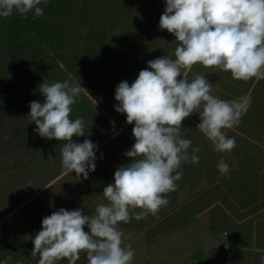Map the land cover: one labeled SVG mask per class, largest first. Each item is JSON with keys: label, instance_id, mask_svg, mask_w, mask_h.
<instances>
[{"label": "rangeland", "instance_id": "1", "mask_svg": "<svg viewBox=\"0 0 264 264\" xmlns=\"http://www.w3.org/2000/svg\"><path fill=\"white\" fill-rule=\"evenodd\" d=\"M119 1L125 4L129 0ZM164 8V0H134L124 8L123 19H126V25L137 15L131 27L122 26L120 30L126 29L132 41L129 45L135 46L138 74L147 67L148 60L174 55L175 36L159 28ZM81 27H84L81 30V35L84 36L88 28L86 25ZM110 44H114L112 40ZM84 51L85 46L80 41L74 49L63 53L71 57L58 59L55 64H52L50 59L38 60L30 56L17 60L14 51L9 49L5 36L0 32V259L11 256L10 264H38L39 257L31 256L34 248L32 239L41 230L42 219L60 208L69 210L81 208L83 214L94 212L98 204L107 203L102 194L103 188L113 182L116 167L130 162L124 153L135 143L132 134L134 125L128 124L126 119L122 121L123 114L114 110V105L118 103L114 99L115 88L118 85L111 87L105 82L100 90L83 87L88 92L80 94V100L84 101L86 108L96 113L98 111V114H103L107 119L101 125L90 124L79 109L73 108L71 113L72 119L83 117L85 122V136L73 137V141L82 143L85 139H91L99 146L96 153L98 157L96 170L89 173L88 179L82 176L77 179L75 172L68 173L63 170L61 158L63 141L42 138L33 131L36 125L29 116V104L32 101L43 103L44 97L39 88L43 79L53 76L50 77L51 80L48 79L49 83L68 79L81 83L73 71L67 69L71 66L73 70L75 65L77 71L84 69L83 66H79L78 60H74L82 58L72 57L83 55ZM100 61L95 66L97 70L105 69L110 62L107 59L105 61L102 59L104 62ZM115 64L111 66L109 63V69L115 67ZM197 73L206 75L214 86L212 95L223 100L249 96L252 103L238 125L231 129H223L228 137L236 139V146L230 152H216L211 142L196 129L200 122L198 113L185 118L181 125L182 130L185 129L183 134L185 138L193 141V147L201 149L197 154L200 158L199 163L182 164L183 177L177 181L176 191L165 194L167 199L172 198L167 207H162L156 215L150 214L138 222L132 219L127 224L118 225L124 233L125 245L131 244L134 247L137 230H141V234L155 236L157 239L147 240L145 243L155 244L156 257L162 249L163 255H159V260L163 264H167L166 258L170 256L172 247L180 245L171 253L172 256H176L179 251V255L182 253H186V256L195 255L196 260H199L201 250L208 246L215 248L212 236L220 244L226 240L222 235L219 239L217 236L225 230V226L230 225L215 219L217 208L214 205L195 221H189L193 213L190 211L192 208L219 198L222 202L225 199L230 201V198L237 200L238 226L235 230L237 248L249 243L253 249L262 246L260 251H264L261 237L256 236L252 226L246 222L253 218L250 216L251 220H246L248 215L244 214L250 213L246 211H252L254 203L264 199V79L254 77L246 81L234 80L230 72L204 68L199 64L192 67L189 76ZM137 76L130 78L133 77L134 81ZM94 116L96 115L92 113V117ZM101 153L103 158H100ZM221 158L230 166L228 174H221L217 169ZM1 181H6L7 185H2ZM188 186L195 194L194 202L189 205ZM181 189L185 191H178ZM172 201L176 207L165 217L163 223L157 224L156 216L165 214L167 208L173 206ZM181 201L186 207L179 213L175 212L180 208ZM135 211L138 212L140 209ZM151 220H154L153 223H148L147 227L146 223ZM180 220L186 224L185 228L179 226ZM135 222L137 225H134ZM205 223V227H208L206 230L201 227ZM173 225L179 227L169 234L167 229ZM230 230H233V225ZM182 245H185V248H182ZM134 249L136 255L133 264L137 257V248ZM186 256L185 260L188 261ZM247 260L248 264H260L259 259L251 258L249 255ZM66 262L68 263V260ZM57 264H63V261L60 260ZM77 264H88L86 253L81 252ZM152 264H156L155 258L152 259Z\"/></svg>", "mask_w": 264, "mask_h": 264}, {"label": "clouds", "instance_id": "2", "mask_svg": "<svg viewBox=\"0 0 264 264\" xmlns=\"http://www.w3.org/2000/svg\"><path fill=\"white\" fill-rule=\"evenodd\" d=\"M42 2L48 0H0V18L14 13L41 17ZM164 3L159 28L175 36L174 55L148 60L131 84L125 80L115 88L118 103L114 110L126 114V122L134 125L135 143L124 153L130 162L116 167L113 182L103 188L107 203L98 204L94 212L60 208L42 219L41 230L32 239L31 256L39 257L38 264H57L65 258L68 264H77L81 252L86 253L88 264H133L135 249L123 243L118 225L156 215L167 207L165 194L176 191L183 177L182 164L199 163L201 149L193 147L181 127L193 113L200 119L196 129L216 152H230L236 146L235 137H228L223 129L241 122L251 97L223 100L211 94L214 86L206 75L189 76V72L199 64L230 72L234 80L264 79V0ZM39 88L43 103L29 104V116L36 125L33 131L42 138L63 141V170L75 172L77 179H88L96 170L99 146L91 139L73 141V137L85 136V122L83 117L71 118L72 106L88 91L80 82L49 83L47 77ZM217 169L228 174L230 166L221 158ZM11 259H0V264H9Z\"/></svg>", "mask_w": 264, "mask_h": 264}, {"label": "trees", "instance_id": "3", "mask_svg": "<svg viewBox=\"0 0 264 264\" xmlns=\"http://www.w3.org/2000/svg\"><path fill=\"white\" fill-rule=\"evenodd\" d=\"M133 2L129 0L124 4L119 0H48L47 4L42 2L40 5L44 9L41 17L34 18L31 13L24 17L14 13L8 18H0V32L5 36L9 49L14 51L17 60L30 56L38 60L50 59L52 64L58 59L71 57L63 53L74 49L82 41L85 46L83 55L72 57L82 58L74 60H78L77 63L84 69L77 71V65L73 70L71 66L67 69L73 71L82 87L100 90L105 82L114 87L125 80L131 84L133 77L130 76L138 74L137 51L135 46L129 45L132 41L124 28L131 27L137 15L127 25L123 17L124 8ZM83 25L88 28L84 36L81 35ZM122 26L124 28L120 30ZM111 40L113 45L110 44ZM102 59L109 60L111 66L116 63L115 67L109 69L108 63L106 70H97L95 66L100 60L104 62ZM50 77L53 76H49V80ZM72 107L79 109L84 118L94 126L107 120L98 111L96 113L86 108L84 101L80 99ZM92 113L96 116L92 117ZM125 119L126 114H123L122 121ZM85 231H88L86 226ZM62 261L63 264H68L66 258Z\"/></svg>", "mask_w": 264, "mask_h": 264}, {"label": "crops", "instance_id": "4", "mask_svg": "<svg viewBox=\"0 0 264 264\" xmlns=\"http://www.w3.org/2000/svg\"><path fill=\"white\" fill-rule=\"evenodd\" d=\"M1 183L2 185H7L6 181H1ZM188 188H190V190L188 192L189 194H188L187 205L194 202L195 200L194 199L195 194H193L194 190L191 189V187L189 186ZM178 191L184 192L185 189L184 190L181 189ZM169 200H172V198H170ZM221 200L222 199L220 198L219 200L215 199L206 204H203L200 207L192 208L190 211H193V213L189 221H195L201 214L210 210L214 205L215 208H217V212L214 214L215 219L217 218L218 221H222L227 224L229 223L230 225L229 227L225 226L224 228L225 230L221 231V234L217 236V239H219L222 235L226 237V240L224 242H221L220 244L219 242H216V240L214 239V236H212L211 238L214 241L215 248H211L210 246H208V248L205 247L203 251L201 250V256L199 260H196L195 255L186 256L187 255L186 253H182L179 255V251L176 256L174 255L172 256L171 253L175 252V250L179 248L180 245L176 247H172L169 252L170 256L168 255V257L166 258L168 261L167 264H248V260H247L248 255L251 256V258L260 260V257L264 255V251H260L261 250L260 248H262V246H260L259 249L258 248L253 249V246L247 243V245H243V246H240L241 248H237L236 240L238 239L236 238V232H235L238 226V219H237L238 217L236 214L237 212L236 208L238 207L237 200L235 198L233 199L230 198V201L225 199L223 200L225 203L222 202ZM171 205H173V201ZM175 207L176 205L169 206L165 214L156 216L155 222L157 224L163 223L166 220L165 217L170 215ZM184 207H186V205L185 203L182 204V201H181L180 208L177 209L175 212L178 211L179 213L181 209H183ZM227 208H229V210H227ZM252 208H253L252 211H246L250 213H244L248 215L246 220H251L249 219L251 217L253 218L251 221H246V222L248 225L252 226V229L254 230V234L258 237H261L262 239L261 245H262V243L264 242V199L254 203ZM232 209L234 210L232 211ZM153 221L154 220L147 222L146 226L149 227V224L153 223ZM178 223H180L179 226L181 228L186 227V224L182 222L181 220L178 221ZM134 225H137L136 222ZM205 225L206 223L203 224L201 227L202 229L205 228L206 230L208 227H205ZM232 225H233V230H230V228H232ZM179 226L173 225L172 227L168 228L167 229L169 231L168 233L172 234L174 230H177ZM135 228L137 229V227ZM161 233H165V232H161ZM148 236L149 235L141 234V230H137L134 236L135 241H134L133 246L137 248V257L135 259V264L137 263L138 264H152L153 258H155L156 264H163L161 263L162 261L159 260V255H163L162 249H160V254L158 255V257H156L157 253L155 251V244L153 242L149 244L145 243L147 240L157 239V238L155 236L154 237H151V236L148 237ZM184 243L186 245V241H184ZM258 244L260 245L259 242ZM185 245H182L181 247L185 248ZM159 247L161 248V246ZM185 256H186V259H188V261L185 260Z\"/></svg>", "mask_w": 264, "mask_h": 264}]
</instances>
